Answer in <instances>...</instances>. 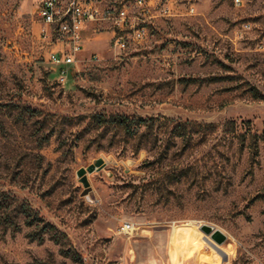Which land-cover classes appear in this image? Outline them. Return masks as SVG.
Segmentation results:
<instances>
[{"label": "rangeland", "instance_id": "374dc122", "mask_svg": "<svg viewBox=\"0 0 264 264\" xmlns=\"http://www.w3.org/2000/svg\"><path fill=\"white\" fill-rule=\"evenodd\" d=\"M168 2L148 36L124 47L108 22L89 23L60 82L49 59L58 47L39 35L35 2L0 0V109L38 110L23 123L0 114V188L54 223L81 257L30 240L23 224L0 230V264H39L49 253L55 264H172L177 253L176 264L264 262V139L251 167L223 131L227 119L238 131L264 129V99L244 93L245 82L264 93V0ZM95 112L157 119L138 147L94 124ZM165 117L217 127L182 140ZM126 220L137 233L119 231ZM177 220L184 226L175 230ZM202 223L224 239L205 235Z\"/></svg>", "mask_w": 264, "mask_h": 264}, {"label": "trees", "instance_id": "16d2710c", "mask_svg": "<svg viewBox=\"0 0 264 264\" xmlns=\"http://www.w3.org/2000/svg\"><path fill=\"white\" fill-rule=\"evenodd\" d=\"M197 80L202 81L203 79ZM191 81H196V79H185V83ZM245 85L244 93H246L249 98L255 100L264 99V93L256 86L249 82H245ZM5 106L7 108L5 110L0 109V114L7 117L12 116L15 122L21 121L23 123V115L28 114V116L31 117L38 112V110L23 105L9 103ZM155 119H157V117L130 116L124 113L95 112L90 114V120L98 127L105 130L112 128L115 131L122 132L125 136L137 138L138 147L143 146L149 141L150 129H152ZM164 120L170 124L172 135L179 136L182 140L190 138L193 133L201 131L203 134L206 129L213 130L217 127V124L214 122H200L189 119L181 120L170 117H165ZM0 130L4 131V121L1 116ZM223 131L231 133L237 138L238 150L240 152L247 149L251 167L258 162L259 142L264 139V129L261 133L252 131L249 127L244 131H238L236 121L234 119H227L223 124ZM23 224L29 227L26 236L30 240L43 242L46 238L51 239L59 245V252L63 256L69 257L75 263L81 262V257L75 249L64 246L65 233L62 230L54 223L39 215L29 202L24 199H19L9 191L0 188V230H10L12 232L20 231ZM37 262L39 264H55L52 253H49L46 258L37 259Z\"/></svg>", "mask_w": 264, "mask_h": 264}, {"label": "built area", "instance_id": "2783aa9c", "mask_svg": "<svg viewBox=\"0 0 264 264\" xmlns=\"http://www.w3.org/2000/svg\"><path fill=\"white\" fill-rule=\"evenodd\" d=\"M39 20V35L57 46L49 52L50 61L58 65L57 79L64 82L67 68L75 62L81 51L86 26L91 22L105 21L113 29V42L119 47L129 40L139 41L148 36V26L157 16L168 15V0H33ZM241 0H234L239 4ZM183 221H173L179 226ZM121 233L132 235L138 232L133 221L120 225ZM246 264H264L250 260Z\"/></svg>", "mask_w": 264, "mask_h": 264}, {"label": "water", "instance_id": "95a60500", "mask_svg": "<svg viewBox=\"0 0 264 264\" xmlns=\"http://www.w3.org/2000/svg\"><path fill=\"white\" fill-rule=\"evenodd\" d=\"M199 228L203 231L205 235H210V237L214 239L216 242H221L225 237V235L220 229L212 225L202 223L199 225Z\"/></svg>", "mask_w": 264, "mask_h": 264}, {"label": "bare ground", "instance_id": "6f19581e", "mask_svg": "<svg viewBox=\"0 0 264 264\" xmlns=\"http://www.w3.org/2000/svg\"><path fill=\"white\" fill-rule=\"evenodd\" d=\"M189 221H187V222H185V224L186 225H189L190 223H188ZM184 226V223H183V225H181V226H176V228H174L175 230L176 229H178V228H182ZM188 228H186V229H184V233H187V235L189 234V229L187 230ZM188 231V232H187ZM176 240H183L184 238H182V236H180V235H176V236H173ZM172 237V238H173ZM179 243V242H178ZM180 244V243H179ZM182 245V244H181ZM183 246V245H182ZM181 246V247H182ZM178 247H179V245H178ZM183 253V252H182ZM186 253H188V251L187 252H185V253H183V255H185ZM177 255H178V253L176 254V257H174V258H172V264H176V262H178V259H177ZM174 260V261H173ZM178 264H180V263H178Z\"/></svg>", "mask_w": 264, "mask_h": 264}]
</instances>
